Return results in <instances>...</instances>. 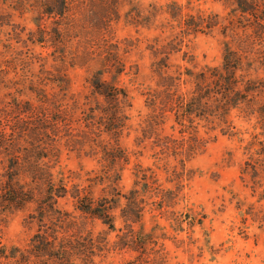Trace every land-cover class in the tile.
<instances>
[{"label": "rangeland", "instance_id": "374dc122", "mask_svg": "<svg viewBox=\"0 0 264 264\" xmlns=\"http://www.w3.org/2000/svg\"><path fill=\"white\" fill-rule=\"evenodd\" d=\"M263 5L0 0V135L23 131L0 178L18 157L66 185L0 204V264H34L42 234L65 264H264Z\"/></svg>", "mask_w": 264, "mask_h": 264}, {"label": "trees", "instance_id": "16d2710c", "mask_svg": "<svg viewBox=\"0 0 264 264\" xmlns=\"http://www.w3.org/2000/svg\"><path fill=\"white\" fill-rule=\"evenodd\" d=\"M247 1V0H244ZM68 3V0H57V4L59 9L62 7H65L66 4ZM264 6V5H263ZM250 9V8H249ZM258 8H256L257 10ZM255 18L264 20V9L259 10V13H257V15L255 16ZM224 65H226V62H224ZM221 69H228V71L230 72V78L225 79V81L232 85L233 87V81H230L231 78L234 79V76L236 74V70L238 69V65L232 64V65H228V66H222ZM192 73H190L189 75H191ZM218 74V73H216ZM221 76V75H220ZM229 88V87H228ZM105 90V89H104ZM102 92V91H101ZM194 92V91H193ZM230 92V91H227ZM225 93L226 97L227 95L229 96V93ZM117 98V96L115 97ZM239 93L235 92L233 94L232 97V101L228 102L226 101L225 103V107L222 105H217L220 106L221 109H225V112H229L230 109H233L237 106L238 102H239ZM197 98L195 97V93H192L191 97H189L188 99H184L183 100V106L185 108H182L180 106V108L182 109L180 112V116L182 117H186V118H190V116H192L193 114H196V110H198L199 108L197 107ZM224 105V104H223ZM187 106V109H186ZM21 132H23L21 130V123H19V121H15L13 122V124H11L10 126V132H8V134H3L0 135V146L5 144L6 146H11V144H16L15 142H17L18 137H21ZM184 148V147H183ZM190 145L187 144L186 148H184L185 150L189 149ZM184 150V151H185ZM9 163V168L13 167L14 171L13 173H11L7 178H0V204L3 205L4 207L8 206V205H21L24 204L26 202H31L37 199V197L39 196L38 200L40 199V196L42 197H49V201L51 202L49 206H51L54 202L56 197H60L62 196V193H56L57 190L55 188H61L62 191L66 192V185L65 183H63L62 181L59 182L58 184L54 183V180L52 179V177L49 176H40V177H34L35 175H32L29 177V181L27 179H25L24 177H22L23 175L21 174V168H22V163L20 161V159L18 157H14ZM32 169V168H31ZM43 182L44 185L42 186H38V183ZM35 185V186H33ZM38 195V196H37ZM139 205V204H138ZM88 207H86L85 211L86 212H91L93 214H96L97 216H100V218L103 217V213H96L95 211H92V203H89V205H87ZM140 208V207H139ZM135 209V203H134V213H135V217L137 218L135 220H139V215H140V209ZM106 215H108V213H104ZM102 216V217H101ZM41 240L37 239V242L39 243L38 249L37 251L33 252V255L36 257V260L34 262V264H39L38 261H41L42 258L48 257L46 260L52 259V260H57V262L55 264H65V263H70V255H66L69 252V246L68 245H64V244H54L53 242H48L45 241L48 239V237L44 234H42ZM48 242V243H47ZM45 260V261H46ZM51 260V261H52ZM55 262V261H54ZM126 264H133L132 262H127Z\"/></svg>", "mask_w": 264, "mask_h": 264}]
</instances>
